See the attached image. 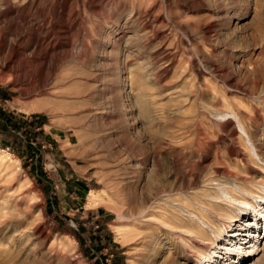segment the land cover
I'll return each instance as SVG.
<instances>
[{
    "label": "rangeland",
    "instance_id": "rangeland-1",
    "mask_svg": "<svg viewBox=\"0 0 264 264\" xmlns=\"http://www.w3.org/2000/svg\"><path fill=\"white\" fill-rule=\"evenodd\" d=\"M0 264H264V0H0Z\"/></svg>",
    "mask_w": 264,
    "mask_h": 264
},
{
    "label": "bare ground",
    "instance_id": "bare-ground-1",
    "mask_svg": "<svg viewBox=\"0 0 264 264\" xmlns=\"http://www.w3.org/2000/svg\"><path fill=\"white\" fill-rule=\"evenodd\" d=\"M92 201H93V200H92ZM93 203H94V202H93ZM260 214H261V213H260ZM235 236H236V237L239 236V233L236 234ZM191 237H192V236H191ZM231 237H234V236L232 235ZM236 237H235V238H236ZM253 237H254V236H253ZM235 238H234V239H235ZM237 238H238V237H237ZM238 245H239V246H238ZM241 246H242L241 244H237V248H238V249H243ZM251 246H252V247H255V244H253V245H251ZM256 246H257V245H256ZM254 250H255V248L253 249V251H254ZM255 251H256V250H255ZM212 257H213V258H214V257H220V255H218V254L215 252V253H214V256H212ZM205 261L208 262L209 260L206 259ZM197 262H198V261H197ZM248 263H249V262H248Z\"/></svg>",
    "mask_w": 264,
    "mask_h": 264
}]
</instances>
